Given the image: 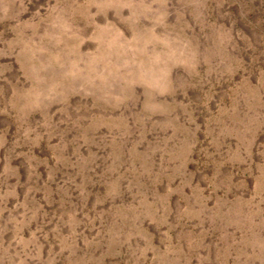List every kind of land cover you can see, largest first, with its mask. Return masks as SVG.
<instances>
[{"label": "rangeland", "instance_id": "obj_1", "mask_svg": "<svg viewBox=\"0 0 264 264\" xmlns=\"http://www.w3.org/2000/svg\"><path fill=\"white\" fill-rule=\"evenodd\" d=\"M0 264H264V0H0Z\"/></svg>", "mask_w": 264, "mask_h": 264}]
</instances>
